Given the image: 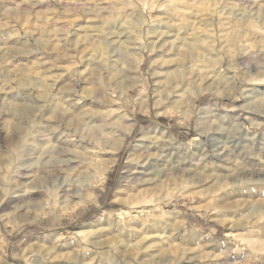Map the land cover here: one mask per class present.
I'll return each mask as SVG.
<instances>
[{
    "label": "clouds",
    "instance_id": "1",
    "mask_svg": "<svg viewBox=\"0 0 264 264\" xmlns=\"http://www.w3.org/2000/svg\"><path fill=\"white\" fill-rule=\"evenodd\" d=\"M0 264H264V0H0Z\"/></svg>",
    "mask_w": 264,
    "mask_h": 264
}]
</instances>
